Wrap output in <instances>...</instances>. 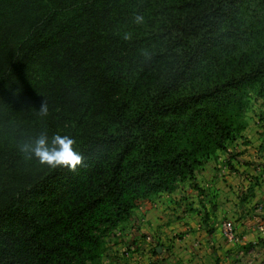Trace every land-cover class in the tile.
I'll use <instances>...</instances> for the list:
<instances>
[{"label":"trees","instance_id":"16d2710c","mask_svg":"<svg viewBox=\"0 0 264 264\" xmlns=\"http://www.w3.org/2000/svg\"><path fill=\"white\" fill-rule=\"evenodd\" d=\"M263 86L264 0H0V264H101L104 235L226 152ZM41 133L81 162L26 159Z\"/></svg>","mask_w":264,"mask_h":264},{"label":"crops","instance_id":"0c3cea01","mask_svg":"<svg viewBox=\"0 0 264 264\" xmlns=\"http://www.w3.org/2000/svg\"><path fill=\"white\" fill-rule=\"evenodd\" d=\"M244 137L228 151L234 157L226 152L219 164L201 167L208 186H200L199 200L173 191L134 210L129 235L107 245L101 264H264V123L247 126ZM224 220L237 244L223 239Z\"/></svg>","mask_w":264,"mask_h":264},{"label":"rangeland","instance_id":"374dc122","mask_svg":"<svg viewBox=\"0 0 264 264\" xmlns=\"http://www.w3.org/2000/svg\"><path fill=\"white\" fill-rule=\"evenodd\" d=\"M263 91H264V86H263ZM253 120H255V121H253ZM244 121L246 123V127L249 126L250 124H253V122L255 123L256 121L258 123H260V122L264 123V92L262 95H258L257 92H252L250 94L248 104H247L245 111H244ZM244 131H245V129H244ZM244 131H242L241 134L234 141L228 143L226 152L228 154H230L231 157H234L235 154L233 152L229 153L228 152L229 150L235 151L234 146L237 143H238L237 144V146H238V145H241V144L247 142V139L244 137ZM226 152H217L214 156L203 159L201 161V165L194 171L193 179L188 178L185 181L178 183L176 186V189L174 190L175 194H173V196L179 195V196H182L184 198L187 197L188 200H191L192 198L190 197V195H188V192H190L191 194L196 195L198 197V200H199V197H201L200 196V191L202 190L201 187L207 188V186H208L206 181H203L200 179V176L202 175L201 173H203V171L205 170L203 168H202L203 169L202 170L201 167L206 166L207 163H209V162L211 164L213 163L215 165L219 164L220 161H217V160H220L221 158L226 157V154H227ZM212 160H215V161H212ZM195 176H197V177L195 178ZM165 195L166 194H163L162 196L159 195V198H158V196H156L157 198L152 197L149 199V201H153L152 203L154 205H157L158 203H160V200H162L164 197H167ZM174 200H176V198ZM145 203L141 202L139 204V206L144 205ZM188 204H190V203H188ZM191 204H193V203L191 202ZM129 222H130V220L119 225L116 229L108 231L104 235L105 251L103 253V256L106 253L108 244L122 238V236H126L127 234L129 235V225H128Z\"/></svg>","mask_w":264,"mask_h":264},{"label":"clouds","instance_id":"9594fccd","mask_svg":"<svg viewBox=\"0 0 264 264\" xmlns=\"http://www.w3.org/2000/svg\"><path fill=\"white\" fill-rule=\"evenodd\" d=\"M138 22L143 20L142 16L136 17ZM41 116L48 115V105L44 101L39 110ZM75 141L67 135L55 134L50 139L46 133L30 138L19 145V151L26 159H35L40 164H47L50 167L67 166L75 168L82 157L73 145Z\"/></svg>","mask_w":264,"mask_h":264},{"label":"built area","instance_id":"2783aa9c","mask_svg":"<svg viewBox=\"0 0 264 264\" xmlns=\"http://www.w3.org/2000/svg\"><path fill=\"white\" fill-rule=\"evenodd\" d=\"M221 234L223 239L229 244H237L239 242V238L235 233L234 226L231 222L224 220L220 226Z\"/></svg>","mask_w":264,"mask_h":264}]
</instances>
